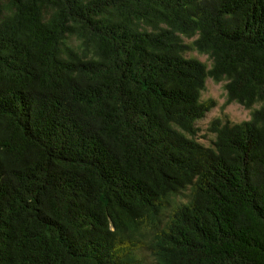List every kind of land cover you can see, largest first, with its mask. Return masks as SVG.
Listing matches in <instances>:
<instances>
[{
    "label": "trees",
    "instance_id": "obj_1",
    "mask_svg": "<svg viewBox=\"0 0 264 264\" xmlns=\"http://www.w3.org/2000/svg\"><path fill=\"white\" fill-rule=\"evenodd\" d=\"M0 264H264V0H0Z\"/></svg>",
    "mask_w": 264,
    "mask_h": 264
},
{
    "label": "rangeland",
    "instance_id": "obj_2",
    "mask_svg": "<svg viewBox=\"0 0 264 264\" xmlns=\"http://www.w3.org/2000/svg\"><path fill=\"white\" fill-rule=\"evenodd\" d=\"M184 39L186 42L191 41V39L186 37ZM187 56L197 57L201 61H204L208 66L211 65V60L208 55L200 53L197 50L188 52ZM202 99H213L215 101V106L208 111L203 118L197 121L199 129L197 137L206 145H211L212 141L216 137L215 133L209 130L210 122L214 118L221 117L232 122H240L251 117L252 109H247L237 102H232L230 104L226 103L227 92L225 89V81L216 82L212 78L208 77L206 81V88L202 93ZM258 106V104H255L254 107L256 108Z\"/></svg>",
    "mask_w": 264,
    "mask_h": 264
}]
</instances>
